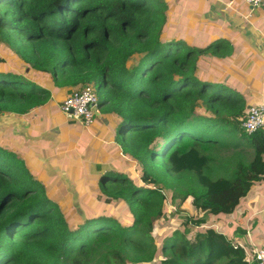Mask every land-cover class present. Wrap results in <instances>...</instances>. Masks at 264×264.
Masks as SVG:
<instances>
[{
	"label": "trees",
	"instance_id": "1",
	"mask_svg": "<svg viewBox=\"0 0 264 264\" xmlns=\"http://www.w3.org/2000/svg\"><path fill=\"white\" fill-rule=\"evenodd\" d=\"M168 11L166 0H0V42L18 56L17 67L30 69L22 76L0 62V116L27 115L53 92L92 85L102 117L118 122L121 155L142 174L134 181L107 172L93 195L130 222L115 210L68 217L24 161L0 147V264H256L204 217L194 220L203 231L193 239L178 230L158 247L151 235L177 174L196 177L193 204L215 217L232 214L264 181V131L249 136L241 128L250 108L244 95L200 68L202 56L227 58L229 42L197 48L164 38ZM236 139L254 160L238 161L232 179H211L213 148Z\"/></svg>",
	"mask_w": 264,
	"mask_h": 264
},
{
	"label": "crops",
	"instance_id": "2",
	"mask_svg": "<svg viewBox=\"0 0 264 264\" xmlns=\"http://www.w3.org/2000/svg\"><path fill=\"white\" fill-rule=\"evenodd\" d=\"M166 28L170 39L183 40L191 47L206 48L218 40H227L231 54L224 59L202 56V74L214 82L224 81L241 92L252 106L264 103V10L253 9L238 0H180L168 14ZM17 62L9 63L13 71ZM16 69L18 73L22 68ZM67 96L65 89H61L53 92L52 102L27 115H1L0 147L23 160L33 176L46 184L47 193L54 201L82 203L81 209L86 212L88 203L83 198L91 199L90 194L83 185L76 187L73 183L77 171L84 172L82 178L88 176L90 162L94 160L90 156L89 162L85 154L94 153L98 161L107 162L112 148L114 152L121 149L116 139L117 127L112 123L116 121L114 116L104 118L100 113L91 127L69 120L63 113L64 117L59 118L61 104ZM55 111L58 117L51 118ZM36 116L44 117L42 123L49 119L48 124L39 127ZM89 175L95 180L99 177ZM74 213L81 214L75 208ZM251 234L252 231L246 233ZM248 236L243 235V244L241 240L235 242L245 245V252L255 246L253 236Z\"/></svg>",
	"mask_w": 264,
	"mask_h": 264
},
{
	"label": "rangeland",
	"instance_id": "3",
	"mask_svg": "<svg viewBox=\"0 0 264 264\" xmlns=\"http://www.w3.org/2000/svg\"><path fill=\"white\" fill-rule=\"evenodd\" d=\"M166 1L169 3V11L167 13L170 14L175 5L178 4L180 0ZM238 1L241 2V0ZM164 38H169L167 33ZM17 57L18 56L14 55L12 51L6 47V45H3L0 42V58H3V60H0V62L4 60L6 61L4 65L7 72L17 74L16 68L18 65L16 66L15 71L12 70L14 69L13 66L9 65L10 62L18 61ZM138 60L139 56H134L131 58L128 67L132 69L137 64ZM24 67L26 68V65H24ZM28 69H26L24 72V68H22L18 73L22 76L28 75L30 73V70L27 72ZM251 105L252 104H250V102L246 99V108L248 109V107H251ZM60 113L62 115L61 111ZM53 116L57 118L58 112L55 111L51 118H53ZM60 117L63 118L64 116L62 115L59 116V118ZM43 118V116H36L37 125L39 127L41 125L45 127L48 124L49 119L43 123L41 122ZM112 123L117 127V121L112 120ZM112 127L113 125H110L111 129ZM237 142L241 141L236 139L230 141L227 146L213 148L212 154L215 156L216 161L211 162L210 171L208 172V170H206V175H208L213 180L221 178L232 179L234 177V172L236 169L235 166L238 161L250 163L254 160L253 150L248 147L247 144L242 142L241 145L238 146ZM110 146L111 145H108V147ZM90 156L92 158H90ZM84 158L86 160H89V158L94 160L91 162L89 160L91 166H89L90 168L88 170V176L82 178L81 176L84 174V172L77 171V175L75 176V181L73 180V183L76 184V187L83 185L85 191L90 194L91 200L87 196L83 198V200L88 203V205H86L89 210H87V212H83L81 209L82 203H74V205H72L71 202H57L62 208L64 214L67 216H72V211H74L75 208L77 212H81V214H77H79L82 218H85L86 216H99L100 214L112 217V211L115 210L118 213V217H121L125 222H130L131 217H129L128 214L124 212V210L116 209L115 204H107L108 207H105L104 198L106 199V197L104 196H99V198L94 196L99 201L101 200V203L103 204L99 207V209H97L98 207L95 205V199L93 195L100 193L101 190L99 188L98 181H100L102 175L110 171H118L124 174L126 173V175H128L134 181H140L142 174L139 172L137 164L131 161L129 157H121L120 150L114 152L113 148L111 153H109L106 157L107 162L98 161V158H96V154L94 153H89L88 155L85 154ZM262 168H264V166H262ZM71 169L72 168L68 170V173L71 171ZM89 174L98 175L99 177L95 180ZM35 180L39 181L46 187V184L43 181L36 178ZM196 180V177L194 178L193 174L190 173H181L173 177V188L166 192L168 204L166 207H164V216L155 222L154 230L151 233L153 239L155 240V246L160 247V244H163L165 240L172 239L175 232L178 230L181 231V233L184 235V238L189 240L193 239L198 231H203V228L197 226L194 223V220L204 217L206 221L205 224H207V226L215 227L217 231L226 235L233 242L241 240V244H243V242H245L243 235L247 237L248 235H246V233L252 231V234L248 237L253 236L254 245L257 246V248L259 247L264 249V182L256 184L250 193L241 200V203L232 214L215 217L212 215H203L193 204V191H201V187L197 184ZM166 187V184L162 186L163 189H166ZM184 197H188L185 203V200H183ZM247 256L250 258L249 254H247ZM224 263L225 261L220 262L219 264ZM157 264H159V262H157Z\"/></svg>",
	"mask_w": 264,
	"mask_h": 264
},
{
	"label": "built area",
	"instance_id": "4",
	"mask_svg": "<svg viewBox=\"0 0 264 264\" xmlns=\"http://www.w3.org/2000/svg\"><path fill=\"white\" fill-rule=\"evenodd\" d=\"M241 1L253 9L264 10V0ZM61 111L67 119L79 121L84 127H91L95 123L96 116L100 114L99 96L95 87L86 85L67 96L61 104ZM241 128L249 136L264 131V103L249 108ZM246 254H249L250 259L256 264H264V249L251 247Z\"/></svg>",
	"mask_w": 264,
	"mask_h": 264
}]
</instances>
